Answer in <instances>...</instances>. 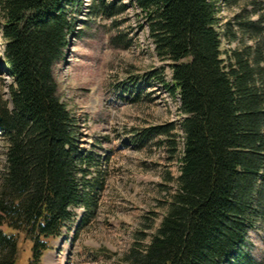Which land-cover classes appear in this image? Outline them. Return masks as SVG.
Wrapping results in <instances>:
<instances>
[{
	"label": "trees",
	"instance_id": "16d2710c",
	"mask_svg": "<svg viewBox=\"0 0 264 264\" xmlns=\"http://www.w3.org/2000/svg\"><path fill=\"white\" fill-rule=\"evenodd\" d=\"M68 4L0 0L3 61L12 79L9 99L0 105L6 143L0 264H17L21 233L39 264L48 240L73 220L72 209L93 201L78 180L93 158L78 147L55 80L73 28ZM133 4L151 20L156 54L169 63L170 92L184 116L183 146L176 190L160 226L121 264H256L247 239L264 227V39L222 57L217 0ZM101 185L86 189L96 192Z\"/></svg>",
	"mask_w": 264,
	"mask_h": 264
},
{
	"label": "rangeland",
	"instance_id": "374dc122",
	"mask_svg": "<svg viewBox=\"0 0 264 264\" xmlns=\"http://www.w3.org/2000/svg\"><path fill=\"white\" fill-rule=\"evenodd\" d=\"M71 2L73 28L55 80L78 147L93 158L78 176L93 201L72 209L73 220L48 240L39 264H121L136 243L149 244L175 193L184 116L170 92L169 63L156 54L151 20L133 0ZM217 6L222 57L264 39V0H217ZM3 48L0 36V105L12 84ZM167 126L174 128L169 135L151 134ZM5 169L0 134V177ZM95 181L102 184L96 192L86 189ZM257 228L247 241L254 262L264 264V227ZM16 237L17 264H33L30 241Z\"/></svg>",
	"mask_w": 264,
	"mask_h": 264
},
{
	"label": "bare ground",
	"instance_id": "6f19581e",
	"mask_svg": "<svg viewBox=\"0 0 264 264\" xmlns=\"http://www.w3.org/2000/svg\"><path fill=\"white\" fill-rule=\"evenodd\" d=\"M1 134V133H0ZM58 238V237H57Z\"/></svg>",
	"mask_w": 264,
	"mask_h": 264
}]
</instances>
